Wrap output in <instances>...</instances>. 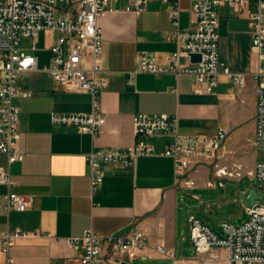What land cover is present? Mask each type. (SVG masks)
Returning <instances> with one entry per match:
<instances>
[{
    "label": "crops",
    "instance_id": "crops-1",
    "mask_svg": "<svg viewBox=\"0 0 264 264\" xmlns=\"http://www.w3.org/2000/svg\"><path fill=\"white\" fill-rule=\"evenodd\" d=\"M192 2L180 0L182 28L190 24ZM127 4L128 0L113 1V10L100 19L104 32L102 74L106 79L100 107L106 121L98 135L81 132L75 125L51 122L53 111L89 112L91 93L63 89L41 69L40 62L39 70L19 77L21 90L30 92L14 98L20 107V149L25 157L9 164L7 155L0 153V165L8 166L17 183L12 188L0 184V234L21 227L42 235L19 238L8 252L3 251L0 236V264H81L80 252L70 247L67 238L82 235L89 228L103 236L134 228L148 235L150 258L112 264H145L148 260L149 264H187L188 259L176 255L188 240L192 241L190 215L224 234L222 224L227 221L215 225L208 216L215 214L218 206L231 203V192L220 189V181L224 186L226 179L233 178H219L210 163L198 165L192 172L196 185L184 188L176 182L171 157L160 153L140 156L131 167L107 164L103 182L93 190L87 155L93 149L131 145L135 139L133 115L141 112L177 113L180 130L185 133H214L224 125L230 134L223 151L234 152L247 138L254 137L258 85L254 72L259 60L253 49L250 11L238 13L228 5L218 6L220 56L233 71L246 73L245 87L239 89L222 74L215 92L198 94L193 91L195 78L191 74H132L139 51L163 59L177 43L172 38L174 25L167 3L150 0L141 13L127 10ZM181 61L188 63L190 59L182 56ZM170 139L157 136L153 141L160 152ZM10 189L27 196V209L5 208ZM249 192L243 189L242 196L237 197L247 217L243 198ZM198 204L199 215L193 212V205ZM161 243L175 258H163L155 250ZM213 254L217 255L216 251Z\"/></svg>",
    "mask_w": 264,
    "mask_h": 264
},
{
    "label": "built area",
    "instance_id": "built-area-1",
    "mask_svg": "<svg viewBox=\"0 0 264 264\" xmlns=\"http://www.w3.org/2000/svg\"><path fill=\"white\" fill-rule=\"evenodd\" d=\"M115 0H0V153L7 155L8 163L22 161L25 153L20 149V107L14 98L19 94L29 95L18 85L19 77L27 71L39 70V56L22 46L23 38L31 40L30 50L36 51L42 31L54 35L48 51V62L41 68L65 90L89 92L93 96L92 109L84 113H51L55 125H75L81 132L98 135L106 121L100 107V93L106 83L103 76L104 32L100 19L113 10ZM169 5L168 16L174 25L172 38L177 43L174 51L163 59L149 51L137 53L138 63L132 74L183 73L194 76L193 91L198 94L215 92L222 74L233 81L239 89L246 85L247 75L233 71L221 59L219 52L218 6L228 5L236 12L250 11L253 19V49L258 55V78L256 87L257 110L254 144L264 153V0H193L190 24L182 28L179 21L180 0H161ZM150 0H128L126 9L143 12ZM198 53L201 59L192 61ZM185 56L190 62L183 63ZM134 142L127 147L93 149L87 155L90 165L92 189H97L104 180L107 164L131 167L140 156L162 154L175 163V178L178 185L192 188L196 180L192 172L203 163H212L224 157V145L230 130L220 125L214 133H185L180 130L177 113L133 115ZM170 136L159 152L154 137ZM216 175L242 176L241 167L235 171L218 167ZM236 174V175H235ZM248 176L264 179V157L257 160ZM0 184L12 188L17 183L8 166L0 165ZM223 185L224 181L221 180ZM212 185V182H208ZM5 208L24 211L29 200L23 193L10 189L5 195ZM248 218L240 224L224 222L223 235L215 232L196 215L189 216L191 240L197 253H212L220 247L228 252V264H264V203L258 201L248 207ZM40 232L26 231L21 227L1 232L2 249L8 252L17 239L41 236ZM46 236H52L47 233ZM70 247L80 252L81 264H112L147 259L152 256L148 235L139 228L130 231L100 235L89 228L82 235L67 238ZM163 258L175 255L164 243L155 247ZM214 256V254H213ZM10 262L13 259L9 258Z\"/></svg>",
    "mask_w": 264,
    "mask_h": 264
},
{
    "label": "rangeland",
    "instance_id": "rangeland-1",
    "mask_svg": "<svg viewBox=\"0 0 264 264\" xmlns=\"http://www.w3.org/2000/svg\"><path fill=\"white\" fill-rule=\"evenodd\" d=\"M53 39L54 35L51 31H42L36 51L30 50L31 40L29 38H23L22 46L26 48L28 52L36 53L39 56L40 66L43 67L48 62V48ZM253 139V137L247 138L244 144H242V146L240 145L234 152L224 151L223 158L210 163L216 169V164L218 163V167H226V170L230 171H235V166L239 165L241 167L239 171L242 172V176H237L235 174L236 176L230 177L233 178L232 180H225L226 184L224 186L220 185V189L231 192L229 196L231 203H225L223 207L218 206L216 208L217 212L208 216L210 221L215 223V225H221L222 220L234 224H240L247 220L248 217L244 210V206L237 200V197L242 196L243 189H247L250 192L255 191L257 194V201L259 203H264V179H258L247 175V172L254 167L256 160L264 157L263 151L254 144ZM193 208V212L199 215L201 210L199 204L193 205ZM215 251L217 255L214 256L213 253L212 255L209 253L199 254L195 250L192 241L188 240L184 249L178 252L176 257L188 259L187 264H228V252L226 248L220 247ZM144 263L149 264L150 261L148 260ZM157 264H161V262Z\"/></svg>",
    "mask_w": 264,
    "mask_h": 264
},
{
    "label": "water",
    "instance_id": "water-1",
    "mask_svg": "<svg viewBox=\"0 0 264 264\" xmlns=\"http://www.w3.org/2000/svg\"><path fill=\"white\" fill-rule=\"evenodd\" d=\"M191 59L192 61H198L201 59V55L198 53H194L191 55ZM244 203L248 206V207H252L255 202L257 201V194L255 191H251L247 196H245L243 198ZM168 264V263H166Z\"/></svg>",
    "mask_w": 264,
    "mask_h": 264
}]
</instances>
